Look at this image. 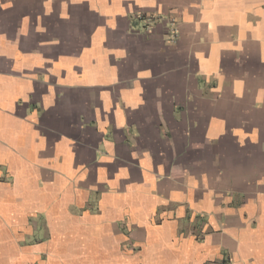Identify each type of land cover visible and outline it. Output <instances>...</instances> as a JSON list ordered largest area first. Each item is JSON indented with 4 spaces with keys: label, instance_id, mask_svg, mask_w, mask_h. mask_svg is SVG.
Wrapping results in <instances>:
<instances>
[{
    "label": "crops",
    "instance_id": "0c3cea01",
    "mask_svg": "<svg viewBox=\"0 0 264 264\" xmlns=\"http://www.w3.org/2000/svg\"><path fill=\"white\" fill-rule=\"evenodd\" d=\"M0 264H264V0H0Z\"/></svg>",
    "mask_w": 264,
    "mask_h": 264
}]
</instances>
